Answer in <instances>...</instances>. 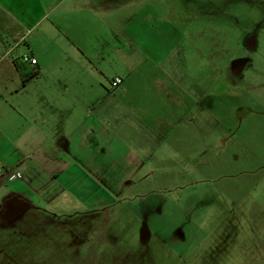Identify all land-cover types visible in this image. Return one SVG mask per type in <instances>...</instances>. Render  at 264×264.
I'll return each instance as SVG.
<instances>
[{
  "label": "rangeland",
  "instance_id": "1",
  "mask_svg": "<svg viewBox=\"0 0 264 264\" xmlns=\"http://www.w3.org/2000/svg\"><path fill=\"white\" fill-rule=\"evenodd\" d=\"M150 3L129 90L148 98L150 149L135 135L136 145L92 136L72 198L36 211L0 203V264L264 256V0Z\"/></svg>",
  "mask_w": 264,
  "mask_h": 264
},
{
  "label": "crops",
  "instance_id": "2",
  "mask_svg": "<svg viewBox=\"0 0 264 264\" xmlns=\"http://www.w3.org/2000/svg\"><path fill=\"white\" fill-rule=\"evenodd\" d=\"M148 7L150 0H0V167L22 175L0 182L8 209L72 198L67 185L79 177L75 167L85 168L92 136L136 145L135 135L141 151L150 149L153 131L141 119L148 98L129 96L147 55L139 25L152 20ZM241 264H264V256Z\"/></svg>",
  "mask_w": 264,
  "mask_h": 264
},
{
  "label": "built area",
  "instance_id": "3",
  "mask_svg": "<svg viewBox=\"0 0 264 264\" xmlns=\"http://www.w3.org/2000/svg\"><path fill=\"white\" fill-rule=\"evenodd\" d=\"M23 61L25 63H29L31 65H36L37 64V61L35 59H33V58H30L29 56H24L23 57ZM121 84H122V80L121 79H115L114 81H112V87L113 88H118ZM8 175H14L17 179H21L22 178L21 174L14 173V171H12V170H7V169H5L3 167H0V182L5 180Z\"/></svg>",
  "mask_w": 264,
  "mask_h": 264
},
{
  "label": "trees",
  "instance_id": "4",
  "mask_svg": "<svg viewBox=\"0 0 264 264\" xmlns=\"http://www.w3.org/2000/svg\"><path fill=\"white\" fill-rule=\"evenodd\" d=\"M33 77V75H30V77H27V79H25L24 82H27L29 79H31Z\"/></svg>",
  "mask_w": 264,
  "mask_h": 264
},
{
  "label": "flooded vegetation",
  "instance_id": "5",
  "mask_svg": "<svg viewBox=\"0 0 264 264\" xmlns=\"http://www.w3.org/2000/svg\"><path fill=\"white\" fill-rule=\"evenodd\" d=\"M248 47H250V46H248Z\"/></svg>",
  "mask_w": 264,
  "mask_h": 264
}]
</instances>
